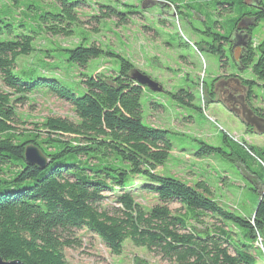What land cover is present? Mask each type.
Wrapping results in <instances>:
<instances>
[{
  "label": "trees",
  "instance_id": "1",
  "mask_svg": "<svg viewBox=\"0 0 264 264\" xmlns=\"http://www.w3.org/2000/svg\"><path fill=\"white\" fill-rule=\"evenodd\" d=\"M8 1L10 8L21 7L31 14L35 27L26 23L29 16L16 26L2 21L0 26V173L4 167L17 169L11 178L0 180V257L25 264H68L63 249L78 246L75 233L86 230L115 255L121 254L124 241L129 240L160 255L166 264H255L253 243L258 237L264 240V190L258 194L253 214L246 217L212 199L204 181L190 186L157 175L155 169L171 150L168 131L141 122L140 97L147 87L131 78L134 65L119 54L105 52L95 43L64 50L67 62L81 68L102 55L119 61L118 70L112 74H81L79 83L85 88L81 95L55 77L24 81L14 75L17 58L34 51L36 35L70 36L73 24L83 23L78 16L82 0H53L50 8L37 4L40 0ZM256 1V5L245 0L220 3L228 10L239 8L228 31L220 27L227 37L215 35L220 46L229 41L243 18L252 17L254 26L264 19V0ZM243 8L254 11L242 12ZM99 12L91 18L119 15L110 6H101ZM16 29L21 30L16 33ZM247 33L250 38L239 55L238 66L249 68L258 81L264 82V39L253 47L251 27ZM243 82L250 88L255 84L253 80ZM40 89L68 102L76 121L50 116L34 125L36 133L29 132L26 141L18 142L15 137L23 133L15 130L16 104ZM170 95L186 105L193 99L182 89ZM256 113L264 117L261 110L256 109ZM222 142L228 153L203 143L194 155L221 153L262 184L264 149L247 147L226 135ZM27 144L45 155L44 167L25 162ZM255 162L258 169L253 167ZM134 176L141 178L138 186L133 183ZM253 191L258 192L257 186ZM136 192L153 195L156 203L145 208L136 201ZM174 203L178 206L173 210L170 205ZM203 216L218 223L204 231L188 225L190 220L202 223ZM228 225L245 232L243 237L249 242L233 238Z\"/></svg>",
  "mask_w": 264,
  "mask_h": 264
},
{
  "label": "rangeland",
  "instance_id": "2",
  "mask_svg": "<svg viewBox=\"0 0 264 264\" xmlns=\"http://www.w3.org/2000/svg\"><path fill=\"white\" fill-rule=\"evenodd\" d=\"M223 1L82 0L78 16L84 24H73L70 36H51L45 33L36 35L33 40L34 51L17 58L13 74L24 81L31 77H55L77 95H81L85 91L79 83L81 74H112L118 70L119 61L115 57L102 55L89 60L86 67L81 68L67 62L64 50L95 43L105 52L127 58L135 69L162 86L161 92L144 88L140 97L141 122L148 127L167 130L171 143L166 161L155 169V173L178 179L190 186L204 181L210 188L212 199L229 211L250 217L259 199L258 194L264 190V178L260 184L257 178L252 177L254 175L221 153L203 154L200 157L194 155L203 143L222 148L228 153L229 149L222 142L224 135L247 147L264 149V134L248 130L213 92L214 87L215 92L220 93L221 87L216 85L227 79H223V76L235 75L239 81L253 80L255 84L251 85L249 102L253 108L264 113V82L258 81L249 68L241 69L238 66L239 48H235L230 39L221 46L216 40L215 35L218 34L227 37L228 34H223L220 27L228 31V24L239 12V8L228 10L226 5L220 4ZM245 2L256 5L257 1ZM37 4L50 8L53 0H40ZM10 6L8 0H0V26L1 21L16 26L29 16L26 23L35 27L30 19L31 14L24 13L21 7L14 9ZM101 6H110L119 15L92 19L99 15ZM249 10L254 11L243 8L242 12ZM242 20L240 25L247 22V18ZM249 27L252 46L255 47L264 39V19ZM20 30L16 29L15 32ZM46 52L50 57H47ZM181 89L192 95L190 105L171 97L170 94ZM15 112L18 122L16 133H23L15 137L18 142L26 141L29 132L36 133L34 125L41 124L50 116L76 121L73 108L68 102L43 89L29 94L22 104H16ZM253 167L258 169L259 164L255 162ZM3 170L0 180L11 178L17 169L4 167ZM132 179L138 186L141 178L134 176ZM256 186L258 192L253 191ZM135 196L136 201L145 208L156 203L151 194L136 192ZM177 206L174 203L170 208L174 210ZM200 220L202 223L190 220L188 225L204 231L205 228L211 230L212 225L218 223L208 216L200 217ZM228 229L233 238L249 242L243 237L245 232L231 225H228ZM75 236L78 246L63 249L68 264H138L140 261L166 264L160 255L136 247L129 240L124 241L121 254L115 255L91 232L81 230ZM253 246L255 264H264V240L258 237Z\"/></svg>",
  "mask_w": 264,
  "mask_h": 264
},
{
  "label": "water",
  "instance_id": "3",
  "mask_svg": "<svg viewBox=\"0 0 264 264\" xmlns=\"http://www.w3.org/2000/svg\"><path fill=\"white\" fill-rule=\"evenodd\" d=\"M240 22H243L241 20ZM253 24V19H247L244 25L238 24V29L235 30L231 35L230 40L235 44V48L241 49V52L247 45V41L250 35L247 33V29ZM131 78L135 80L139 85L149 88L151 91L161 92L162 86L156 81L152 80L146 74H143L137 69H133L130 74ZM236 80H238L236 78ZM230 111H233L232 108ZM234 113V112H233ZM237 116V113H234ZM241 120L244 125L251 127L255 133L264 134V117L255 115L251 108L242 107ZM24 160L27 164H34L39 167H44L47 164V158L45 155L33 144H28L24 148ZM0 264H25L20 260L6 261L0 257Z\"/></svg>",
  "mask_w": 264,
  "mask_h": 264
},
{
  "label": "flooded vegetation",
  "instance_id": "4",
  "mask_svg": "<svg viewBox=\"0 0 264 264\" xmlns=\"http://www.w3.org/2000/svg\"><path fill=\"white\" fill-rule=\"evenodd\" d=\"M240 53H241V49L239 48V54ZM236 77L237 76L235 75L223 76L222 77L223 79L225 78L227 79L220 81L219 84L216 85L221 87L220 93L217 94L215 92L214 87H213V92L215 93L216 96L219 97V99L222 101L223 105L227 108V110L230 111L232 108L233 111L230 112L237 113L238 119L244 124V122L241 120L243 106L251 108L255 115L258 114L256 113V109L253 108L249 102L251 88L243 82L244 80H240V81L236 80ZM251 130L253 131L252 128Z\"/></svg>",
  "mask_w": 264,
  "mask_h": 264
}]
</instances>
